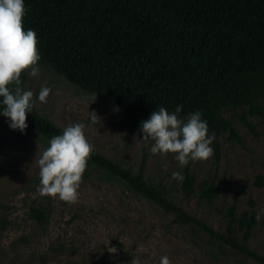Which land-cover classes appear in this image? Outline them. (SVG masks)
<instances>
[{"label":"trees","instance_id":"obj_1","mask_svg":"<svg viewBox=\"0 0 264 264\" xmlns=\"http://www.w3.org/2000/svg\"><path fill=\"white\" fill-rule=\"evenodd\" d=\"M24 2L23 25L37 33L41 60L82 91L113 99L122 129L134 133L160 106L174 112L182 105L181 119L202 113L208 131L216 136L212 144L218 160L221 134L228 132L240 141L232 122L222 114L224 108H242L264 127V0ZM26 77L25 71L21 86ZM245 122L257 135L253 122L248 118ZM0 124L10 125L9 118L0 114ZM27 124V130L48 142L64 130L35 108L27 113ZM88 161L157 203L175 223L206 231L264 264V254L249 246L258 225L253 199L241 214L236 204L225 205L227 223L221 232L168 197L162 184L145 178V155L135 172L96 149ZM253 183L262 186L264 176L257 175ZM226 186V179L216 175L204 177L197 186L190 164L184 169L181 188L185 197L198 190L212 204ZM52 213L51 197L38 194L27 217L39 230L47 231ZM9 224L7 216L0 218V235Z\"/></svg>","mask_w":264,"mask_h":264},{"label":"rangeland","instance_id":"obj_2","mask_svg":"<svg viewBox=\"0 0 264 264\" xmlns=\"http://www.w3.org/2000/svg\"><path fill=\"white\" fill-rule=\"evenodd\" d=\"M38 67V76L26 71V81L21 86L34 93L37 111L62 128L78 122L85 124L86 138L94 149L134 172L145 155V178L162 184L168 197L204 223L224 232L225 205L236 204L241 214L248 209V200L253 199L258 225L249 246L264 254V184L253 183L257 175L264 176V127L259 118L248 116L242 108H224L222 114L232 122L240 141L223 133L219 136L218 160L213 154L207 161L189 162L197 186L207 176L226 179V188L210 204L198 190L191 197L183 195V180L174 179L173 173H181L184 179L186 166H180L174 154H152L154 142L142 140L141 128L130 133L118 126L113 99L82 91L41 59ZM42 87L51 89L46 103L38 100ZM92 111L100 117L96 124L89 117ZM245 118L253 122L257 135ZM209 135L216 137L213 132ZM48 146L49 142L35 132L0 124V218L7 216L10 220L0 235V264H159L165 255L171 264H259L206 231L175 223L173 216L157 203L89 161L77 202L68 204L51 197L49 229L39 230L28 219L27 211L39 194L35 158ZM210 146L213 148V144ZM22 236L28 241H18ZM119 237L125 238L124 245ZM108 241L110 244H105ZM108 247L118 251L110 253Z\"/></svg>","mask_w":264,"mask_h":264},{"label":"clouds","instance_id":"obj_3","mask_svg":"<svg viewBox=\"0 0 264 264\" xmlns=\"http://www.w3.org/2000/svg\"><path fill=\"white\" fill-rule=\"evenodd\" d=\"M26 14L24 0H0V114L9 118L10 128L25 132L27 113L36 106L34 93L21 87V74L27 71L35 77L39 74L37 33L25 30L23 19ZM10 85H14L10 87ZM51 89L42 87L38 100L47 102ZM182 105L174 112L163 106L153 111L150 118L142 121L141 131L144 141H153L152 154H174L180 166L190 161H207L214 154L210 146L214 137L209 135L208 124L199 111L190 113L186 120L179 118ZM93 124L100 117L95 111L89 112ZM85 124L74 123L64 128L63 133L51 138L49 146L37 153L40 183L37 191L42 196L74 204L79 198L78 189L87 167L88 159L94 151L85 135ZM167 168V165H164ZM173 178L183 180L179 172ZM122 244L125 238L119 237ZM105 244H110V241ZM108 252L116 253V247H108ZM159 264H171L168 256L160 257Z\"/></svg>","mask_w":264,"mask_h":264}]
</instances>
